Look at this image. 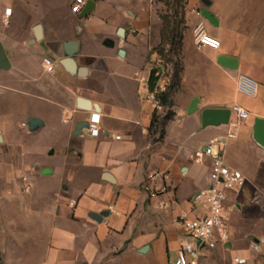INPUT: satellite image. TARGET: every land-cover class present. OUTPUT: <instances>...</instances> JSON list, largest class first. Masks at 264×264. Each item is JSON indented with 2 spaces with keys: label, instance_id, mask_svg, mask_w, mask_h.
Returning a JSON list of instances; mask_svg holds the SVG:
<instances>
[{
  "label": "crops",
  "instance_id": "crops-1",
  "mask_svg": "<svg viewBox=\"0 0 264 264\" xmlns=\"http://www.w3.org/2000/svg\"><path fill=\"white\" fill-rule=\"evenodd\" d=\"M87 1L94 7L82 17L71 13L72 0L59 11L0 0V45L8 60L0 70V264L172 263L184 240L177 217L208 186L209 167L193 163L191 153L229 129L202 126L207 108L236 105L248 113L226 142L224 160L247 178L239 193L249 197L246 216L264 223V201L251 194V186L264 191V144L257 142L258 130L264 133V0H189L180 86L163 126L164 113L142 100L152 40L158 42L155 1L126 0L118 19L104 14L106 0ZM199 23L220 41L218 50L194 45ZM67 41L78 44L73 72L60 63ZM44 57L54 62L53 74L44 71ZM239 75L255 82L253 97L237 91ZM195 98L197 111L188 114ZM94 112L100 133L90 137L76 128ZM13 126L28 137L39 133L40 141L16 140ZM152 174L168 175L156 181V198L142 190ZM227 244L203 250L198 264H232L235 257L248 264L242 256L216 261L214 251L232 252Z\"/></svg>",
  "mask_w": 264,
  "mask_h": 264
},
{
  "label": "built area",
  "instance_id": "built-area-1",
  "mask_svg": "<svg viewBox=\"0 0 264 264\" xmlns=\"http://www.w3.org/2000/svg\"><path fill=\"white\" fill-rule=\"evenodd\" d=\"M87 0H72L70 11L80 14L86 6ZM10 15V9L5 10L6 18ZM193 43L197 48L218 50L220 41L206 32L203 23H199L193 30ZM41 65L46 73L53 74L54 62L44 57ZM156 78L152 91L146 93L142 100L148 103L154 112L164 113L165 108L160 103L158 95L164 93L169 87V78L163 75L162 68L156 63L150 67ZM237 91L247 97H253L256 92V84L250 78L239 75L237 78ZM230 113L236 115V121L228 122V131L223 137L213 139L206 145L195 149L191 153L193 163L200 166H208V186L196 191L190 199V209L181 211L177 220L183 231L184 240L177 251V258L170 264H198L200 253L203 250H213L218 245H227L230 241L229 218L235 206L229 205V195H237L247 183L246 176L239 170L226 164L224 160V148L226 142L234 139L239 125L244 122L248 113L244 109L234 105ZM87 133L90 137H97L100 133V116L91 113L87 120ZM25 124H22L24 127ZM119 139V137H117ZM168 180L167 174H152L147 176L142 184V190L149 198H156L161 190L155 185L158 179ZM24 180V179H22ZM169 204H162L167 209ZM111 209V207H110ZM264 247V237L250 238L248 249L255 255H260ZM246 260L235 257L232 264H245Z\"/></svg>",
  "mask_w": 264,
  "mask_h": 264
},
{
  "label": "rangeland",
  "instance_id": "rangeland-1",
  "mask_svg": "<svg viewBox=\"0 0 264 264\" xmlns=\"http://www.w3.org/2000/svg\"><path fill=\"white\" fill-rule=\"evenodd\" d=\"M110 3L104 4L103 12L105 15H110L114 19L121 18V11L127 6L126 0H106ZM156 3V14L158 17L157 21V34L158 42L155 43L152 40V51L148 59L149 67H153L156 63L162 68L163 75L169 78V85L174 82L175 68L178 69L182 66L181 48L177 47L179 41H182L183 34L186 30V12L189 0H154ZM32 4H37L39 8L48 7L52 5L55 10L59 11L66 5V0H31ZM112 4V5H111ZM56 11V12H57ZM164 19L168 24V28L161 30L162 22ZM3 25V21L0 18V28ZM163 29V28H162ZM162 31V40L160 36ZM193 36V35H192ZM182 38V39H181ZM153 39V36H152ZM143 53V52H142ZM143 62V60L141 61ZM148 70L145 65L144 72ZM247 101H251L245 98ZM166 111V110H165ZM233 116L231 115V118ZM13 137L18 141L24 142H39L40 134L35 133L32 136H26L24 130L19 131V127H12ZM251 194L258 200L263 199L264 191H257L251 186ZM242 193V192H241ZM242 194L229 195L228 204L234 205V211L229 218L230 225V241L232 243V252L222 253L219 250L214 251L213 258L216 261H227L229 262L233 256H242L248 259V264H256L257 260L264 264V256L257 257L255 254L250 252L248 249L249 237L250 236H264V223L251 215L246 216L247 208L250 209L249 197L246 201L244 198L241 199ZM256 199V200H257ZM248 202V205H247ZM260 205L256 204L254 209L259 211ZM264 251V250H263Z\"/></svg>",
  "mask_w": 264,
  "mask_h": 264
},
{
  "label": "water",
  "instance_id": "water-1",
  "mask_svg": "<svg viewBox=\"0 0 264 264\" xmlns=\"http://www.w3.org/2000/svg\"><path fill=\"white\" fill-rule=\"evenodd\" d=\"M94 4L92 1H87L86 6L84 7L81 16L84 17L86 15H88L92 10H93ZM205 17L211 19V17L209 16V14L204 13ZM36 32L38 33V35L40 34V27L36 26ZM120 32H122V30H120ZM77 49H78V44L75 41H67L63 44V51L65 54V58H63L61 60V65H63L64 67H66L69 71H75V63L72 59V57L77 53ZM220 62H225V61H229L228 58L226 57H221L219 59ZM8 66V60L6 57V54L2 48V46L0 45V70L1 69H5ZM79 103L84 106V107H89L88 106V102L79 99ZM197 103H198V99H193L190 102V105L187 109V113L191 114L195 111H197ZM229 117H230V110L229 109H211V108H207V109H203L201 111V124L202 126H206L209 124H228L229 122ZM37 121L32 120L30 122L31 125H34ZM263 122V121H261ZM87 122L82 123L79 127H77V130H81L82 128H87ZM259 135L260 137H258L257 142L260 143L261 145L264 144V133H261L259 130ZM254 239V238H252ZM227 246H229V244H227Z\"/></svg>",
  "mask_w": 264,
  "mask_h": 264
},
{
  "label": "trees",
  "instance_id": "trees-1",
  "mask_svg": "<svg viewBox=\"0 0 264 264\" xmlns=\"http://www.w3.org/2000/svg\"><path fill=\"white\" fill-rule=\"evenodd\" d=\"M162 28L161 30H164L166 28H168V24L166 23V21L164 19H162ZM160 36H161V40H162V31H160ZM182 39V38H181ZM182 41H179V43L177 44V47L181 48ZM181 72H182V66L178 69V67L175 68V77H173L174 82L169 85L168 90L164 93H160L158 95V98L160 100V103L163 105V107L166 109V111L164 112V116L162 121L159 123L160 126H163L164 123L168 120H170L173 116V112L171 111V107L173 106V102H172V96L177 92V90L179 89L180 86V77H181ZM155 81L156 78L154 77V71L151 70L150 74H149V78H148V90L152 91L153 87L155 85ZM155 116H154V120H155ZM153 120V121H154ZM156 122V121H155Z\"/></svg>",
  "mask_w": 264,
  "mask_h": 264
}]
</instances>
